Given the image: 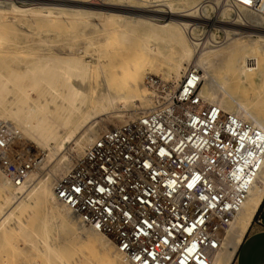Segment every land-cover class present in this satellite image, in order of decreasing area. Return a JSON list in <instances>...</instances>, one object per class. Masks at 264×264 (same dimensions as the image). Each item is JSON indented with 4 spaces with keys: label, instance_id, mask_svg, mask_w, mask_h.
<instances>
[{
    "label": "bare ground",
    "instance_id": "obj_1",
    "mask_svg": "<svg viewBox=\"0 0 264 264\" xmlns=\"http://www.w3.org/2000/svg\"><path fill=\"white\" fill-rule=\"evenodd\" d=\"M31 1L16 4L11 0H0V22L7 16L18 18L31 28L28 34H23L29 38V35L46 31H36L33 28L35 25H47L65 16L68 21L66 26L70 27L76 22H87L88 17L94 16L99 19L97 26L92 25L94 31L109 43L99 45L101 49L95 62L57 56L45 61L37 58L32 51L36 47L18 44L12 20L6 31L0 30V122L5 125L15 123L17 126L14 125V129L18 134L22 136V131L37 145L47 143L44 145L46 150H53V145L48 143L51 140L57 148L59 144L70 143L54 166L38 179L34 178L37 174L33 176L26 169L15 172L14 176L1 171L6 179L0 174V231L6 229L11 221L15 222L16 217L26 209L41 202L46 207L40 223L42 235L36 237L45 248L39 249V253L58 251L63 244L72 245L75 242L83 245L81 250L89 249L94 256L101 258V264H132L107 235L84 225L77 215L55 198V179L69 169L71 162L95 140L92 141L94 133L90 129L95 118L110 112L116 102L123 106H133L137 102L141 113L156 106L152 107V104L160 96L153 94L145 85V79L150 74L168 78L177 85L187 67L203 66L207 77L206 82L199 85V97L251 122L264 133V16L250 9L237 10L233 20L247 19L254 23H248L247 29L256 32V36H233L224 46L204 51L199 50L201 42L192 35L196 23L206 19L204 12L210 4L181 10L178 0H138L141 5H134V0H109L104 3L102 0L100 4H92L88 0ZM213 1L207 0V3ZM146 4L166 5L167 8L149 9ZM196 13L200 19L192 22ZM158 17L164 19L157 21ZM204 22L223 24L216 20ZM41 41L46 42L45 39ZM130 55L134 58H129ZM51 60L54 64L47 62ZM99 83L103 88L98 86ZM110 83L116 84L113 92L107 90ZM235 86L241 94L238 99L232 96ZM55 105L61 111L57 114L46 112L54 109ZM136 113L138 111L132 114ZM5 139L0 138V145L8 144ZM17 143L16 152L21 158L24 154L31 157L34 155L31 151L35 153L38 150L32 145L24 150L19 141ZM262 199L264 157L240 210L223 232L220 248L211 256V264L231 263L257 209L264 203ZM64 209L74 216L78 224L68 219ZM24 226L26 223L21 222L15 228L22 232ZM58 240L61 241L58 247L51 244ZM81 250H74L78 258L83 257Z\"/></svg>",
    "mask_w": 264,
    "mask_h": 264
},
{
    "label": "built area",
    "instance_id": "obj_2",
    "mask_svg": "<svg viewBox=\"0 0 264 264\" xmlns=\"http://www.w3.org/2000/svg\"><path fill=\"white\" fill-rule=\"evenodd\" d=\"M219 3L264 16V0ZM201 82L188 67L165 101L102 131L55 179V198L132 264H211L256 180L264 133L201 99Z\"/></svg>",
    "mask_w": 264,
    "mask_h": 264
},
{
    "label": "rangeland",
    "instance_id": "obj_3",
    "mask_svg": "<svg viewBox=\"0 0 264 264\" xmlns=\"http://www.w3.org/2000/svg\"><path fill=\"white\" fill-rule=\"evenodd\" d=\"M11 1L16 3V4H20V3L28 4V3L32 2L31 0H28V1L27 0H21V1L20 0H11ZM107 1H109V0H103L102 2L104 3ZM137 1L138 0H134L133 4L134 5H141ZM88 2H90L92 4L102 3L101 1H94V0H88ZM135 3H137V4H135ZM205 3L210 4V6H207V10H205V12H204V14H205L204 16L206 19L203 18V20L204 21H210V22L213 20H216L218 22L223 23L224 25L223 24H220V25L211 24L210 25V23H207L204 21H200V22L196 23L195 26H197V27H195L192 36L195 39H197V41L201 42L202 45L201 44L199 45L200 46L199 50L205 51V50H208L210 48L212 49V48H219L221 46H224L225 44H227V42L229 40H231L230 37H233V36H234L233 38L239 37V36H241L240 38H246L245 36H248V35H252L254 37L256 36V34H257L256 32H250L247 29L248 23H250V24H254V23H252L251 21H249L247 19L236 20V21L233 20L236 18L235 13L233 14L230 10L223 8L221 3L218 2V0H215L213 2H208V3H207V0H178V4L180 7L179 9H181V10L188 9V8L193 7L195 5L200 6V5L205 4ZM2 4H4V3H2ZM146 8H149V9H154V8L166 9L167 6L166 5L152 6V4H146ZM196 14H197L196 15L197 17L196 16L192 17V19H193L192 22H194V20L200 19L198 16V13H196ZM65 19L66 18L64 16V17H61L60 19L53 21L50 24H47V25H40V26L35 25V26H33V28L36 31H39L42 29L46 30V31L41 32L40 34L34 33L32 35H29L30 36L29 38H25V36L23 34L24 33L28 34L29 30H31V28L29 26H27L26 24H23L18 18H15V17L10 18L9 16H7V17L3 18L2 19L3 21L0 22V30L6 31L7 27H8L7 25L9 24V21L12 20V23L15 24L14 34L17 37V40L19 41L18 44H20L22 46L24 45V46L36 47V49H34L32 51L37 55V58H41L45 61L49 60V59L56 58V56H57L59 58H80L81 60H86V61L92 60V62H95V60L97 58L98 50L101 49V46H99V45H102V44L104 45V43H109V41L102 40L100 33L95 32L94 28L92 27V25L97 26L99 24V19L94 17V16L88 17L87 22H84V21L83 22H76L73 24V26H70V27L66 26L68 24V21ZM163 19L164 18H162V17L156 18L157 21H161ZM96 20H98V21H96ZM226 24L234 25V27H228V26H226ZM237 26H238V28H237ZM262 26H264V25H262ZM245 28H246V30H244ZM236 29H239V30H236ZM227 31H229V32H227ZM246 31H247V33H246ZM95 37H97V38H95ZM44 39L46 40V42L41 41ZM22 50H26V49H22ZM132 56L130 55L129 58H131ZM132 58H134V56ZM47 62L50 64H54L53 60L47 61ZM194 67H197L200 70L201 75L203 74V81L201 82V86H202L204 84V82H206V77H207L205 69L203 66H194ZM74 78L77 79V77H74ZM77 80H79V79H77ZM80 80H83V78H80ZM99 80H100V78H99ZM145 82H146L145 85L150 90L153 91V94L157 95L158 97L160 96L159 98H156L159 101H156V102L154 101L152 104V107L155 105H158L159 102L162 103L163 101H165L168 98V95L171 94L170 92L176 86V84L174 82H172V80H170L168 78H163V77L161 78V77H158V76H155L152 74H150V76L145 79ZM98 86L103 88V85L100 83ZM115 88H116V84L110 83L107 90L110 92H113L115 90ZM220 91H222V90H220ZM240 95L241 94H240L239 88H237L235 86L233 88L232 96L234 97V99H238V98H240ZM206 103H208V102H206ZM135 105H136V107H135ZM235 105L236 104L234 103V106ZM137 106H138L137 102L134 103L133 106L130 104L123 106L122 104L120 105V102L118 104L116 102L115 105L110 109L111 110L110 112L104 114V116L101 115L99 117H96L97 118V119L95 118L96 121L95 120L92 121V122L95 121L94 125L90 128L92 130V132L94 133L92 141L102 131L107 130V129H111V128L121 124L122 122L127 121L132 116L141 113L140 106H138L139 108ZM129 109H132V110H129ZM59 111H61V109L57 105H55L54 109L46 110V112L50 113V114H57V112H59ZM137 111H138V113L132 114V113L137 112ZM119 114H121V115H119ZM9 123H11V124L5 125L4 123L2 124L0 122V128L2 129V132H3V134H2V132L0 133V138H1V140H2V138L3 139L6 138L5 142L7 141V143H8V144L0 145V174L3 175L4 178H5L4 173L9 174L10 176H14L15 172L20 173L22 171V169H26L27 172H30L31 175H33V176H34V174L35 175L37 174L36 176H34V178L38 179V178H40V175H43L45 172L49 171V169L52 166H54V164L57 162L58 158L66 151V148L68 149L70 146V143L65 142L64 144H62L63 146L62 145L60 146V144H59L60 147L58 146V148H57V147H55V146H57V144L51 140L48 143L53 145V150H49V149L46 150L47 147H45L44 145L47 143H43L42 145L35 144V141H33L30 137L23 135V132L21 130L20 131L22 133V136L20 133L18 134V132L15 131L14 125L17 126L15 123H13V122H9ZM23 137L25 139H23ZM1 140H0V142H1ZM18 141L20 143L19 146L22 145L24 147L23 148L24 150L25 149L28 150L27 148H29L30 145L34 146L35 150L37 148H38V150L39 149L40 150L39 151L36 150V152L34 151L35 153H33V151H31V155L34 154L31 157L29 154H26V155L24 154V157L22 156V158H21L20 157L21 155L17 154V152H16V148L18 147V143H17ZM22 141H24V142H22ZM54 148L56 150L58 149L59 151L58 150L56 151ZM45 152L48 155L50 152L51 153L48 156V155H46ZM40 159H42V161ZM72 162H71V164H72ZM1 171L4 173H2ZM32 172H33V174H32ZM8 186L10 187V189L13 188L12 186L9 185V183H8ZM262 200H264V199H262ZM38 203H37V205H32L30 208L26 209L22 214H20L18 217H16L15 222L11 221L9 224H7L6 229L5 228L1 229V231H0V264H67V263H70V264H101L102 263V259L94 256L93 255L94 253L91 250H89V249L81 250V248H83V245L82 244H76L75 242L72 245H71V243H66V245L63 244L62 249L60 248V250H62V251L52 250L53 252H50V253H48V252H45V254L39 253V249L45 248L43 246V242L41 243L40 239H37V237L40 238V236L42 235L40 223H41V219L43 218V214L45 212L44 207H46V205L44 202H43L44 204H42L41 202H38ZM61 206H63V205H61ZM62 208H64V207H62ZM257 211H258V209H257ZM64 212L68 214V216H67L68 219L74 221V224H78V221L77 220L75 221L73 219L74 216L71 215L67 211V209H64ZM254 219L255 218H253V220ZM21 222L26 223V227L25 226L23 227L22 232L17 231L15 228L16 226L19 227ZM222 236H223V233L221 235V239H222ZM60 242L61 241L58 240V241L51 243V244L55 247H58L59 246L58 244ZM73 245H75V246H73ZM74 250L75 251L81 250L82 254L84 253L83 257L78 258L79 255L77 253H74Z\"/></svg>",
    "mask_w": 264,
    "mask_h": 264
},
{
    "label": "crops",
    "instance_id": "obj_4",
    "mask_svg": "<svg viewBox=\"0 0 264 264\" xmlns=\"http://www.w3.org/2000/svg\"><path fill=\"white\" fill-rule=\"evenodd\" d=\"M254 218L230 264H264V203Z\"/></svg>",
    "mask_w": 264,
    "mask_h": 264
},
{
    "label": "snow or ice",
    "instance_id": "obj_5",
    "mask_svg": "<svg viewBox=\"0 0 264 264\" xmlns=\"http://www.w3.org/2000/svg\"><path fill=\"white\" fill-rule=\"evenodd\" d=\"M246 2H250V0H246Z\"/></svg>",
    "mask_w": 264,
    "mask_h": 264
}]
</instances>
